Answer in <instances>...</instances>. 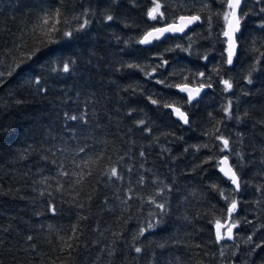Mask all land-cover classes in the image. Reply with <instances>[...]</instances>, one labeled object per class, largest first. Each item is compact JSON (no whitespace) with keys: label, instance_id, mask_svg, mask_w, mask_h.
Returning a JSON list of instances; mask_svg holds the SVG:
<instances>
[{"label":"trees","instance_id":"1","mask_svg":"<svg viewBox=\"0 0 264 264\" xmlns=\"http://www.w3.org/2000/svg\"><path fill=\"white\" fill-rule=\"evenodd\" d=\"M160 2L167 23L204 7L199 0H188L187 10L178 6L181 0ZM226 3L211 0V8L224 11ZM261 6L254 0L242 5L243 11L252 9L253 14L241 22L233 64L228 65L222 35L225 22L222 15H213L210 33L206 7L202 22L182 36H166L145 46L137 41L150 30L147 25H164L148 19L152 0H136L135 5L131 0H0V70L4 72L0 78V264H264V244L252 250L264 242V203H256L262 198L256 186L264 184ZM57 9L62 12L56 24L58 42L48 44L33 28L45 11L53 13L54 24ZM85 9L89 25L65 38L63 32L83 20L72 17ZM107 14L115 19L106 21ZM37 48L42 51L31 60L21 55ZM157 56L168 64L158 69L156 79L172 85L199 86L203 81L213 86L189 104L174 86L156 84L139 69L127 67L128 63L151 65L146 67L151 72L162 63ZM21 60L24 64L9 75ZM65 62H70L67 73L62 71ZM37 77L46 92L37 91L32 83ZM221 78L233 83L230 91L218 82ZM157 94L163 95L162 103L181 107L189 123L174 119L162 103L153 105L148 97L159 99ZM229 101L231 118L224 112ZM65 113L86 114L87 123L67 120ZM141 119L145 125L138 126ZM221 134L229 139L231 153L220 151L223 145L216 136ZM80 146L85 152L76 156ZM65 148L70 150L62 151ZM224 155L247 182L228 203L219 192L233 189L218 169L217 161ZM208 157L213 159L204 163ZM53 160L65 168L58 169ZM129 166L134 168L131 173ZM111 167H117L123 179L109 180L105 173ZM65 169L74 175L60 176L58 172ZM141 174L147 177L143 187L138 184ZM165 184L172 188L164 189L168 214L133 241L140 227L156 222L149 212L158 210L146 201ZM129 187L134 198L121 204ZM231 199L238 200L234 218L241 223L233 229V240L225 238L218 244L215 220L227 219ZM157 200L163 202V197ZM80 204L82 208L76 206ZM249 235L253 243L245 244ZM134 244L144 251L135 253ZM113 245L115 252L109 255L107 249Z\"/></svg>","mask_w":264,"mask_h":264},{"label":"snow or ice","instance_id":"2","mask_svg":"<svg viewBox=\"0 0 264 264\" xmlns=\"http://www.w3.org/2000/svg\"><path fill=\"white\" fill-rule=\"evenodd\" d=\"M131 2L133 3V5H135L136 0H131ZM199 2L204 5V7H201V9L199 10V12L197 14H185V15H180L179 16V23H177L175 20L172 23H167V17L165 15V11H162L161 9L165 7L164 4H162L160 2V0H152L153 3V7H151L148 12H147V16L148 19L151 21H163L165 26H156L155 24H150L147 25L148 28H150L151 30L146 31L143 33V35L141 36V38L138 39L137 43H139L140 45H150L153 44L154 41H160L163 38H167L166 37V33H184L186 29H188L192 24L197 23V22H202V15L201 13L204 12L205 7L208 9V17H207V23L209 25V30L211 33V28H212V24H213V15L215 16H221L223 17V20L225 22V26H224V30L222 31V35L223 37L226 38V40L224 41L227 44V48H226V52H227V61L226 63L228 65H232L233 64V57L236 54V49H237V38H236V34L240 31L241 28V22L242 20H244L247 16L252 15L253 14V10L249 9L248 11H243L242 10V5L243 4H247L248 0H227L226 3V10L224 11H219V10H213L211 8V0H199ZM218 2L223 6L224 5V0H218ZM254 3L257 5H261L264 4V0H254ZM179 7L185 8L187 10L188 7V0H181L180 4L178 5ZM259 13H264V6H261L259 8ZM89 15V10L85 9L79 16H73L72 19L75 21H80L81 17H83V20L81 23L78 24V27H76L75 29H69L63 32V36L65 38H71L74 34V31H81L84 30L89 23L91 22L87 17ZM52 16L53 13H51L50 11H45L43 16L38 17V23L36 25H34L33 31L35 32L36 29H39L40 34L46 38V42L48 44H52V43H57L58 40L55 36V33L59 32V28L56 27V24L60 23V17L62 16V12L60 9H57L55 12V16H56V21L53 24L52 23ZM106 21H113L115 19V17L111 14H107L105 16ZM65 23H69L68 21H64ZM125 27H132V25L130 24H125ZM261 28H264V22H262L260 24ZM189 39H191V37H189ZM17 47H19V45H17ZM177 47H181L180 45H177ZM191 47V45H189V48ZM184 51H187L188 49H183ZM42 51L41 48H37L35 50V52L32 53H21L22 56H24L27 60H31L37 52ZM156 59L158 60H162V63H157L154 67H152V71L148 72L146 71V67H149L151 65H140L138 63H128L127 67L130 69H139L141 72H144V75L146 78L152 80L154 79V82L156 84H160L163 85L164 87H175L179 90V92L181 93H187V103L191 104L193 101H195L197 99V97L200 96L201 92L203 91V89L205 87L211 88L213 85L211 83H207L205 84V82L200 81L199 82V87H189L188 83H177L175 85H172L170 83L167 82L166 79H156L155 78V74L157 73L158 69L161 67H164L168 64L167 60H164L162 58V56H157ZM205 59H207V57H205ZM3 62L0 61V64H2ZM223 63V61H222ZM24 64V60H21L19 62V64H16L15 67H11V70L9 71V75H12L15 71L16 68L20 67V65ZM53 71H57V68H53ZM62 71L67 73L70 71V62H65L63 63V67H62ZM4 75V72L2 70H0V78H2ZM174 75V74H173ZM200 77H204L205 73L201 72ZM217 75H219V72H217ZM250 75V74H249ZM185 81H188V77L184 78ZM210 79V77H209ZM218 82L222 83L224 85V90L230 91L233 88V83L228 80V79H223L221 78ZM251 79H248V83H251ZM0 83H3L2 79H0ZM32 83H34L36 85V89L39 92H46L47 89L41 86V78L37 77ZM132 87L133 92L136 91V88L134 86H130ZM128 89H125V91H127ZM159 95V94H157ZM150 102L153 105H157L160 106L164 97L163 95H159V99L157 98H153L152 96L148 97ZM163 108L166 109H171V112L174 113L177 118L179 120H181L184 124H188L189 123V119L188 116L186 114L185 111L181 110V107L176 106L175 103H170V102H163L162 103ZM134 111V110H132ZM224 112L226 114V116H228L229 118H231V101H229L228 106H226L224 108ZM132 113L129 112V115H131ZM247 115V114H245ZM65 118L67 120H72V121H83L84 123H87L86 120V114H81V115H68L67 113H65ZM237 119H239V117H237ZM262 124H264V121H261ZM138 126H143L145 125V120L141 119L137 122ZM146 131H151V129H145ZM216 139L218 141H220L223 145V147L220 149L221 152H232V148L230 146V141L229 139L225 138L222 134L216 136ZM205 147H207V145H204ZM197 150H199V145L196 146ZM70 149L65 148L62 151H69ZM166 150V149H165ZM185 151H187V149H185ZM85 152V146H80L78 147V150H76L75 155L79 156L80 153H84ZM53 155H55V153H53ZM102 155V154H101ZM237 156H239L241 158V160H243V156L240 153H236ZM140 156L144 157L145 156V152L141 151L140 152ZM46 159V157H45ZM213 159V157H208L207 160L204 161V163H208L209 161H211ZM121 160H123V157H121ZM261 163H264V160L261 161ZM52 164L54 166H56L58 169H64L65 166L63 163H60L56 160L52 161ZM217 165L219 166V171L223 174V176L231 182V184L234 186L233 189H231L229 192H225L224 189H219L220 195L224 198L225 202L228 203L229 198L231 195H233L234 193H240L242 191V183H247L246 181H242V178L240 175H238L237 171L234 170V167L232 165H230L229 163V156L228 155H224L222 159H219L217 161ZM77 167H79V165H77ZM134 171V168L132 166H129L128 168V172L131 173ZM58 174L60 176H63L65 178L74 175V173H70L69 171H67L66 169L63 171H59ZM106 175H108L109 180H111L112 178H115L116 180H121L123 179V176L120 172H118L117 167H111L106 173ZM90 175V173H89ZM84 177L81 176L80 179L82 180ZM47 179V178H45ZM147 177H145L143 174L140 175L139 180H138V184L143 187L146 183ZM80 181H76V183H79ZM156 180H153V183H156ZM159 183L163 184V181H159ZM214 190H216L218 188L217 185H212L211 186ZM164 189H168V191L170 192L172 190L171 186L169 185H164L163 188H159L157 189L155 195L151 196L148 198V200L146 201L147 204L154 206L155 209H157L158 211H150L149 212V216L153 217L156 222H149L147 223L146 226L144 227H140L138 230V233L136 235L133 236V241L138 240L140 237L145 236L146 232L148 230H152L154 229L158 223L161 222L162 218L164 215H167L169 212V207H168V201H167V197L164 196ZM35 191V189H33ZM57 191H62V188H58ZM256 191L261 193V200L256 201L257 205L264 203V184H260L256 186ZM133 189L131 187H129L125 193V195L127 196L126 200H121V204L127 205L129 200H132L134 198L133 196ZM49 196L52 195L51 192L47 193ZM40 195H44L43 192L40 193ZM78 195V193H77ZM157 197H163V202H159L157 200ZM89 199H91V197H89ZM117 199H119V197H117ZM75 201V197L73 198L72 201H69V203H74ZM78 207H83L82 204L80 205H76ZM50 210L55 213L56 209L54 207V205L50 204L49 205ZM237 208H238V200L237 199H231V202L228 204L227 207V219L222 223L220 218H216L215 220V228H216V243H220L221 241H223L225 238H227L228 240H233L234 239V233H233V229L237 228L239 226V224L241 223V221L239 219L234 218V213L237 212ZM245 222L247 223H252V221H248L247 218H245ZM51 227V225L49 226ZM221 229H226L223 233L221 232ZM73 232L77 233L76 228H73ZM117 237H119L120 234H115ZM74 238H78V234H76V236ZM27 239L29 241L33 240V237L31 235H29L27 237ZM61 239H63V237H61ZM115 243V242H114ZM245 244H252L253 243V237L252 235H249L247 237V239L244 241ZM262 244H264V242H262L261 244H255L254 248L252 249L253 251L257 248H260L262 246ZM33 249L36 247L35 244L32 245ZM67 248H72L71 244H67L66 245ZM159 247L163 248L164 245H159ZM197 247H199V245H197ZM134 251L137 254H141L144 249H142V247L139 246H135V244L133 245ZM63 250V249H62ZM107 252L109 255H113L115 252V247L113 245V247L108 248ZM221 256L224 255V251H221ZM233 255H235V253H233Z\"/></svg>","mask_w":264,"mask_h":264},{"label":"water","instance_id":"3","mask_svg":"<svg viewBox=\"0 0 264 264\" xmlns=\"http://www.w3.org/2000/svg\"><path fill=\"white\" fill-rule=\"evenodd\" d=\"M177 23H179V16L176 18V20H175ZM172 23V22H171ZM196 23H194V24H192L188 29H186L185 30V32L184 33H186L193 25H195ZM161 26H165V25H161ZM151 30V29H150ZM149 31V30H148ZM184 33H166V36H182ZM239 33V32H238ZM237 33V34H238ZM236 34V35H237ZM151 45V44H150ZM145 46H148V45H145ZM188 86L189 87H192V88H195V87H199V86H196V85H190V84H188ZM205 90H206V87L203 89V91L201 92V94H200V96L205 92ZM175 91L176 92H178L180 95H182V96H185L186 98H187V93H181V92H179V90L177 89V88H175ZM199 96V97H200ZM199 97H197V99L199 98ZM170 111H171V109H169ZM182 110V109H181ZM183 111V110H182ZM172 113V112H171ZM172 115H173V117H174V119H176V120H179L178 118H177V116L174 114V113H172ZM179 121H181V120H179ZM223 158V156L220 158V159H222ZM230 163V162H229ZM231 165V164H230ZM218 169H219V167H218ZM221 173V172H220ZM222 174V173H221ZM223 175V174H222ZM226 179V178H225ZM230 184H231V182H230ZM232 185V184H231ZM232 187L234 188V186L232 185Z\"/></svg>","mask_w":264,"mask_h":264},{"label":"rangeland","instance_id":"4","mask_svg":"<svg viewBox=\"0 0 264 264\" xmlns=\"http://www.w3.org/2000/svg\"><path fill=\"white\" fill-rule=\"evenodd\" d=\"M226 229H221V232L223 233Z\"/></svg>","mask_w":264,"mask_h":264}]
</instances>
